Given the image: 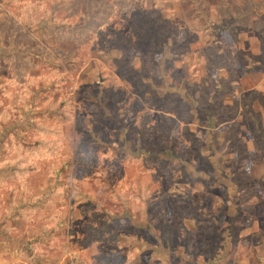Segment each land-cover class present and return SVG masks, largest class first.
I'll return each mask as SVG.
<instances>
[{"label": "rangeland", "instance_id": "374dc122", "mask_svg": "<svg viewBox=\"0 0 264 264\" xmlns=\"http://www.w3.org/2000/svg\"><path fill=\"white\" fill-rule=\"evenodd\" d=\"M254 8L0 0V264H264Z\"/></svg>", "mask_w": 264, "mask_h": 264}, {"label": "crops", "instance_id": "0c3cea01", "mask_svg": "<svg viewBox=\"0 0 264 264\" xmlns=\"http://www.w3.org/2000/svg\"><path fill=\"white\" fill-rule=\"evenodd\" d=\"M255 7H259L262 11L264 10V0H252ZM264 13V12H263ZM258 52H254L253 54L255 55V57H258L259 58V62H262V65H258V66H261V67H257V65H254V70H252V73H253V78H256V82L254 84V87H253V91L254 92H257V93H262L264 95V41H260L258 42ZM262 47V48H261ZM262 100L264 101V99L262 98ZM259 107H258V112L260 113H257L258 114V118L257 119V125H261L260 124V120L262 119V123H264V103L263 102H259ZM241 106V105H240ZM255 108V107H254ZM253 107V111L255 110ZM255 113V112H254ZM253 113V115H254ZM255 116V115H254ZM237 120V117L236 118H233L231 120H227L226 121V124H230V122H236ZM256 120H254L253 118L250 120V126L252 127V129L256 126ZM258 127V126H257ZM261 127H263L264 129V124L261 125ZM262 133V132H261ZM263 134V133H262ZM235 138V137H234ZM232 139V138H231ZM230 139V140H231ZM229 140V141H230ZM228 141V142H229ZM252 141V140H251ZM256 147V146H255ZM258 149L261 151V149L258 147ZM253 152H256L255 149H253V151H249L247 153H250V155L253 154ZM258 152V151H257ZM249 155V154H248Z\"/></svg>", "mask_w": 264, "mask_h": 264}, {"label": "trees", "instance_id": "16d2710c", "mask_svg": "<svg viewBox=\"0 0 264 264\" xmlns=\"http://www.w3.org/2000/svg\"><path fill=\"white\" fill-rule=\"evenodd\" d=\"M240 7V6H239ZM254 7H255V5H254ZM258 9H256V7L254 8V11H257ZM237 20H239L242 16H243V14H242V11H241V7L240 8H238L237 9ZM262 15H264V14H262ZM261 16V15H260ZM263 17V16H262ZM237 24H238V22H237ZM229 28V27H228Z\"/></svg>", "mask_w": 264, "mask_h": 264}]
</instances>
